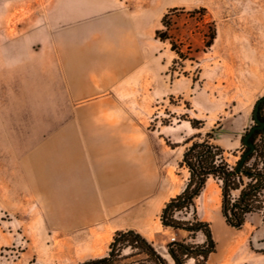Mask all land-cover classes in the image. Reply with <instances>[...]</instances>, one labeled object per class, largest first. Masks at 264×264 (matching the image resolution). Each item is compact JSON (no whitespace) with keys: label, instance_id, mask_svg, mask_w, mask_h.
I'll use <instances>...</instances> for the list:
<instances>
[{"label":"rangeland","instance_id":"rangeland-1","mask_svg":"<svg viewBox=\"0 0 264 264\" xmlns=\"http://www.w3.org/2000/svg\"><path fill=\"white\" fill-rule=\"evenodd\" d=\"M51 2L0 0V264H79L107 256L113 240L102 239L101 244L91 245L88 238H83L71 246V251L65 247V252H59L55 242L68 235L46 228L45 209L31 188L38 162L60 158L64 152L61 145H53L60 138L53 132L59 124L34 117L32 111L44 105L31 91L43 82L44 76L43 71L32 66L28 35L45 24ZM128 3L145 10L150 21L156 23V31H167L184 55L180 58L169 41L162 42L155 34L166 62L174 57L168 71L173 93L169 95L167 91L164 100L149 103L147 115L140 122L150 142L161 143L164 137L163 146L156 150L163 159L158 196L142 205L157 202L151 227L158 238L153 245L171 261L167 254L169 243L185 241L197 247L206 241L203 233L192 239L191 234L182 230L183 234H178V230L164 228L161 223L160 208L181 194L189 179L187 169L180 165L189 146L186 141H203L217 127L220 134L216 143L220 146L227 138L241 136L239 147L224 154L228 163L235 165L243 150L242 138L255 125L254 107L264 98V0ZM174 9L169 27L163 26V17ZM213 34L215 39L208 46ZM245 113L250 114V121L244 126ZM193 119L202 122L198 128L189 123ZM161 128L162 135L158 134ZM50 142L53 144L46 145ZM203 202L204 197L198 200V217L210 224L216 244V252L207 264H264L262 218L252 215L244 227L235 229L222 217L221 194L211 195L207 212ZM177 217L193 222L192 211Z\"/></svg>","mask_w":264,"mask_h":264},{"label":"crops","instance_id":"crops-1","mask_svg":"<svg viewBox=\"0 0 264 264\" xmlns=\"http://www.w3.org/2000/svg\"><path fill=\"white\" fill-rule=\"evenodd\" d=\"M128 2L52 0L45 24L28 35L32 66L44 76L31 90L44 103L33 116L59 124L53 132L60 138L46 145L64 151L41 159L31 182L46 228L68 235L55 242L59 252L83 238L91 245L110 242L118 231L134 230L151 243L158 238L151 227L158 204H142L158 196L163 159L156 150L164 137L150 142L140 122L149 103L173 93L168 71L174 57L166 62L156 23ZM242 118L245 126L250 114ZM240 142L233 136L220 144L229 152ZM214 192L221 194V185L209 179L198 198L204 197L206 212Z\"/></svg>","mask_w":264,"mask_h":264},{"label":"trees","instance_id":"trees-1","mask_svg":"<svg viewBox=\"0 0 264 264\" xmlns=\"http://www.w3.org/2000/svg\"><path fill=\"white\" fill-rule=\"evenodd\" d=\"M169 11L163 17V26L169 27ZM156 39L169 41L172 51L183 58L182 51L172 41L167 31H156ZM215 36L211 37L212 45ZM259 110V118L264 122V98ZM254 120V117H253ZM193 128L202 122L189 120ZM248 133V132H247ZM246 133V134H247ZM220 127L212 129L203 141L190 139L183 154L181 167L187 169L189 179L183 192L171 199L162 210L161 223L164 228L182 230L195 238L198 233L206 237L205 244L195 247L189 243L171 242L167 245V254L171 261L164 258L144 236L134 230L118 231L109 245L108 255L90 259L79 264H186L195 260L196 264H207L209 257L216 252L210 224L198 217L197 200L206 188L207 181L214 179L221 185V214L225 223L232 228L241 229L252 215H259L264 223V129L256 130L235 165H230L224 157L225 150L216 143ZM192 211L193 222L181 221L179 213Z\"/></svg>","mask_w":264,"mask_h":264},{"label":"water","instance_id":"water-1","mask_svg":"<svg viewBox=\"0 0 264 264\" xmlns=\"http://www.w3.org/2000/svg\"><path fill=\"white\" fill-rule=\"evenodd\" d=\"M262 103V100H259L254 107V112H253V117H254V123L255 125L250 129V131L245 135L243 141L245 144H247L249 147L252 149L254 148L253 144H249L248 141L252 137V135L255 133L256 130L264 129V122H262L259 118V110H260V105Z\"/></svg>","mask_w":264,"mask_h":264},{"label":"built area","instance_id":"built-area-1","mask_svg":"<svg viewBox=\"0 0 264 264\" xmlns=\"http://www.w3.org/2000/svg\"><path fill=\"white\" fill-rule=\"evenodd\" d=\"M175 239L173 238L172 241H174Z\"/></svg>","mask_w":264,"mask_h":264}]
</instances>
